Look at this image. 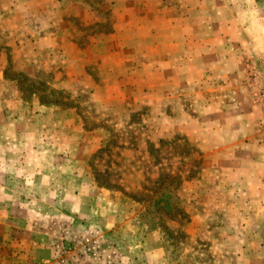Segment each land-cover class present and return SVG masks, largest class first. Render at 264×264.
<instances>
[{"label": "rangeland", "instance_id": "obj_1", "mask_svg": "<svg viewBox=\"0 0 264 264\" xmlns=\"http://www.w3.org/2000/svg\"><path fill=\"white\" fill-rule=\"evenodd\" d=\"M181 1L0 0V160H9L0 161V185L9 186L0 187V264H243L250 256L262 220L216 207L230 195L211 162L231 151L202 155L233 143L238 125L229 124L243 119L256 141L242 156L264 178V0H185L186 11ZM158 2L183 15L184 30L147 37L167 20L123 19L130 8L151 15ZM192 36L206 57L182 90L147 87L139 47ZM127 58L134 65L115 64ZM220 111L222 131L213 121ZM17 159L23 168L11 164ZM20 173L24 181H12Z\"/></svg>", "mask_w": 264, "mask_h": 264}, {"label": "crops", "instance_id": "obj_2", "mask_svg": "<svg viewBox=\"0 0 264 264\" xmlns=\"http://www.w3.org/2000/svg\"><path fill=\"white\" fill-rule=\"evenodd\" d=\"M146 3L148 0H143ZM195 1V0H194ZM160 2H164V0H160ZM180 3V8L190 10L191 5L189 2L182 0ZM156 7H154L152 14L149 15L147 11L143 12L138 9H133L130 8L128 12H126V16L123 19L129 20L130 16L134 14L135 12H138L142 14V16H138V19L141 20L140 22H145L148 23V21H153V23L157 22L160 19L167 20L168 24H164L161 26H152L148 30L145 31V36L147 37H155V35L161 34L162 31L166 32L168 29H174V28H181L185 23L184 20L185 18L183 15L178 14L177 12L175 15L170 16L167 13V10L164 9V7H159V2L154 4ZM144 9V8H143ZM144 15V16H143ZM169 15V16H168ZM116 20V17H114ZM122 18V17H121ZM180 18V21H183V25H178V19ZM122 19V20H123ZM118 20V19H117ZM144 20V21H142ZM174 23V24H172ZM182 30L184 28L182 27ZM118 31L117 27L114 28L113 33H116ZM132 30H128L124 34H128L129 36L131 35ZM157 33V34H156ZM125 36V35H124ZM192 38H188L186 40L185 44H179L178 43H173L170 42L169 40L166 42H160L156 43L154 40L151 41V43H145L144 46L139 47V54H140V59L142 63L144 64V69L148 71L144 77V83L148 85L147 87H152L157 84H166V87L169 85H177L180 86V91L182 90V87L185 85V75L186 72H188V69L193 68L192 64H196L200 61L201 58L206 57L205 55L202 54L201 51H197L195 42ZM119 52H120V48ZM116 51H118L116 49ZM131 51L133 52L132 48ZM143 52H145L144 57L141 55ZM190 53L189 55H185V53ZM153 53L152 55H160L154 59H150L146 57V54ZM158 53V54H157ZM171 53H181V55L173 56ZM131 62V65H134V61H132L131 58H127V60H116L115 64L119 65L123 62ZM122 70V68L120 69ZM156 77V81L151 80L152 78ZM127 78V76L125 77ZM160 80V81H157ZM166 97L169 98V95L166 94ZM174 97V96H173ZM139 98V97H138ZM129 99V98H128ZM137 98H133L135 100ZM119 101H124L119 100ZM221 112H218L216 117L213 119L215 122L214 127L222 131L223 127H226V124L224 122H219L217 118L221 117ZM241 118V115H240ZM234 120H232L233 122ZM244 120L240 119V121L235 120L232 124L230 123L229 125H238L236 126V130L233 132L234 135L233 137H236V140L233 143H226L223 147L217 146L214 149L211 150H204L203 152V157H207L206 155H212L211 157H222L221 155L224 154L226 151H231L229 152L230 155L228 154L227 157H230L232 160L226 162L227 164H230L232 162H236L238 167L237 172H233L231 167L228 168L227 165H225L224 160L226 161V158L224 160H217L214 159L212 161V165H216V169L218 170L220 181L218 184H222L221 189L223 192H226L230 195L229 201L224 200L221 204L219 203L218 206H216L219 209H222L221 206H223L225 209H231L234 211H243V212H248L249 217L254 219L256 217V221L258 222L259 220H262L261 222L259 221L256 224L257 228H262L264 230V201H262V198H264V178L260 177L259 175H254L251 174L249 171V168L246 166V163H248L247 158H244V152L246 151V147L248 148L251 143L253 144L256 141V134L251 135L253 132L251 129L245 130L244 128ZM228 125V124H227ZM183 126V123H182ZM5 129V128H2ZM184 128H180V130L183 131ZM234 129V128H233ZM208 130V129H206ZM6 131V130H5ZM255 144H258L257 142ZM22 145V140H18L16 146ZM243 155V156H242ZM234 157V158H233ZM210 158V157H209ZM237 158V159H236ZM206 159V158H205ZM205 159H203V164H208ZM253 159V158H252ZM1 164H9V160H0ZM202 161V160H201ZM206 161V162H205ZM36 160H34V163ZM33 163V162H32ZM11 164H16L17 169H21L24 166V160L17 159L15 162ZM23 164V165H22ZM249 164V163H248ZM226 174V175H225ZM4 178V179H3ZM12 178L10 177L9 174L6 173L5 177H2V183L4 180L8 182ZM33 180H35V174L32 175ZM16 180L18 183L24 181V177L22 176V173L16 175L13 179ZM263 184V185H262ZM18 186V185H17ZM1 189L3 190H8L9 186L8 184H5L1 186ZM230 192V193H229ZM226 197V196H225ZM229 198V197H227ZM261 198V199H260ZM242 199V200H240ZM221 207V208H220ZM263 236V238H262ZM253 245L254 248H252V252L250 253V256L246 258L243 256L240 258L243 261H245V264H264V232L261 234V236L258 238L256 237L255 241L253 240ZM257 249V253H256ZM250 250V251H251ZM259 250V251H258ZM243 263V264H244Z\"/></svg>", "mask_w": 264, "mask_h": 264}, {"label": "trees", "instance_id": "obj_3", "mask_svg": "<svg viewBox=\"0 0 264 264\" xmlns=\"http://www.w3.org/2000/svg\"><path fill=\"white\" fill-rule=\"evenodd\" d=\"M41 85V84H39ZM38 99L40 101L41 104H45V105H48V104H56V102H54L55 100L52 101V99L50 98H45V96H42V95H39L38 94Z\"/></svg>", "mask_w": 264, "mask_h": 264}]
</instances>
